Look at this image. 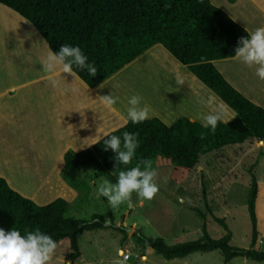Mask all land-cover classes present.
Wrapping results in <instances>:
<instances>
[{
    "label": "trees",
    "instance_id": "trees-1",
    "mask_svg": "<svg viewBox=\"0 0 264 264\" xmlns=\"http://www.w3.org/2000/svg\"><path fill=\"white\" fill-rule=\"evenodd\" d=\"M0 3L29 20L53 52H58L62 44L80 47L88 58L87 63L97 68V74L90 76L86 69L75 67L74 71L90 86L99 84L159 41L236 112L228 124L218 122L214 132L185 115L170 124L158 116H150L139 124L128 120L108 132L121 140L125 132L136 134L138 147L128 165H116L115 153L105 150L107 137L102 136L93 142L98 143L79 150L67 149L63 154L61 176L78 191H90L89 180L79 176L82 172L92 171L96 177L103 176L115 184L119 171L136 166L143 170L144 162L151 165L155 156L168 158L179 167L192 168L200 156L211 149L242 143L248 138L263 140L264 107L235 89L212 62L213 58L234 56L240 39L247 38L248 32L212 0H0ZM257 193L258 182L251 173L247 211L252 245L259 235ZM202 196L211 210L205 185ZM193 210L201 218L199 237L168 243L162 236L135 230L132 238L139 245L140 255L148 248L165 258L218 249L224 263L236 256L264 259V248L232 245L225 219L212 211L214 220L222 225L225 233L219 238L211 237L205 212L200 206H194ZM67 211L68 201L64 197L56 196L39 204L13 189L0 176V228L16 229L22 235L39 229L56 242L68 238L69 250L64 253V259L72 264H78L74 261L80 254L78 235L84 230L110 227L123 234L122 241L127 234L128 227L116 224L110 212L93 213L86 219L68 215Z\"/></svg>",
    "mask_w": 264,
    "mask_h": 264
},
{
    "label": "crops",
    "instance_id": "crops-1",
    "mask_svg": "<svg viewBox=\"0 0 264 264\" xmlns=\"http://www.w3.org/2000/svg\"><path fill=\"white\" fill-rule=\"evenodd\" d=\"M212 2L248 32L264 27V0ZM25 27L13 15L0 16V176L13 189L39 204L52 200L58 193L50 190L46 169H43L45 175L27 171L25 164L37 165L33 164L35 155L20 148L57 141L61 145L62 160L60 168H56L59 174L65 150L90 146L128 121V101L133 95L141 98V107L150 109L149 117L158 116L168 124L180 115L202 122L200 117L212 110L207 104L210 98L213 106L226 105V120L236 115L159 41L95 86L87 84L79 75V79L73 81L72 76L64 73L62 77H55L56 83H53L42 67L48 49H52L36 27L33 26V30ZM25 31L35 43L24 36ZM34 33L41 39L34 37ZM212 62L235 89L264 107V80L256 75V66L248 67L233 56L213 58ZM125 70L127 73L122 75ZM178 76L184 80L182 86L176 83ZM148 79L149 82H143ZM111 94L117 98L113 110L98 100L100 96ZM208 162L202 158L196 165ZM31 179L43 183L31 185L28 182Z\"/></svg>",
    "mask_w": 264,
    "mask_h": 264
},
{
    "label": "rangeland",
    "instance_id": "rangeland-1",
    "mask_svg": "<svg viewBox=\"0 0 264 264\" xmlns=\"http://www.w3.org/2000/svg\"><path fill=\"white\" fill-rule=\"evenodd\" d=\"M13 13L5 5L0 4V16L13 15L24 26L29 29L34 28L25 18ZM27 33L25 31L24 36L29 40L30 36ZM34 35L41 37L35 33ZM31 42L35 43L32 40ZM149 81L148 79L143 82ZM30 146L20 148L26 153L35 155L33 164L37 163V165L25 164L27 171L42 175H45L43 169L49 172L48 186L51 191L67 199L68 215L87 219L93 213L110 212L116 224L128 227L123 241V234L110 227L84 230L78 235L80 254L74 259L78 264H264V259L258 261L244 256L233 257L229 262L224 263L218 249L192 251L184 256L165 258L154 249L148 248L141 256L139 245L132 238V232L135 230H140L144 234L162 236L168 243L197 238L202 234L201 218L193 208L200 206L206 214V228L211 237L219 238L225 233L222 225L214 220L213 213L225 219L231 231L232 245L262 250L264 248V182L262 181L264 138L263 140L249 138L240 144L211 149L199 159V161L202 158L205 161L209 160L208 164L195 165L192 168L179 167L168 158L155 156L151 167L157 172L155 182L159 191L154 199L140 202L133 193L130 202H124L116 208L111 207L105 197L98 195L97 189L104 180H107L105 177H96L92 171L79 173V176H84L90 183V191L84 192L70 186L62 178L61 172L56 173V168L59 169L62 165L61 145L57 141L49 140V143L41 142ZM218 154L222 156L219 157ZM251 173L258 182L256 214L259 235L254 245L251 242V222L247 211ZM28 182L31 185L43 183L34 179ZM203 185L206 187L211 210L205 205L202 196ZM68 243V238L57 241L51 264H65L66 261L72 264V261L64 259V253L69 250Z\"/></svg>",
    "mask_w": 264,
    "mask_h": 264
},
{
    "label": "clouds",
    "instance_id": "clouds-1",
    "mask_svg": "<svg viewBox=\"0 0 264 264\" xmlns=\"http://www.w3.org/2000/svg\"><path fill=\"white\" fill-rule=\"evenodd\" d=\"M239 44L233 58L248 67L256 66V75L264 80V27H258L254 31L248 32V37H242ZM87 60V56L84 55L80 47L62 44L58 52L48 49L42 67L49 73V79L53 83H56L55 77H62V73L72 76L75 81L79 79V76L74 71V67L81 70L86 69L90 76L97 74V68L93 64L87 63ZM176 83L182 86L184 80L178 76ZM98 100L109 110H113L117 103V98L112 94L100 96ZM140 101L141 98L138 95H133L128 101L127 120L133 124H139L149 118L150 109L147 106L141 107ZM207 104L212 110L200 117L204 128L210 127L214 132L218 122L228 124L230 120L225 119L227 116L226 105L220 103L213 106L214 101L211 98ZM103 137H107L104 139L105 150L110 149L115 153L116 165L130 164L138 147L136 134L125 132L122 140L121 137L110 133H105ZM144 163L143 170L136 166L119 171L115 184L104 180L97 189L98 195L105 197L113 208L124 202H130L133 193L141 202L154 199L159 191L155 182L157 172L148 162ZM56 248L57 242L39 229L22 235L16 229L5 231L0 228V264H51Z\"/></svg>",
    "mask_w": 264,
    "mask_h": 264
},
{
    "label": "water",
    "instance_id": "water-1",
    "mask_svg": "<svg viewBox=\"0 0 264 264\" xmlns=\"http://www.w3.org/2000/svg\"><path fill=\"white\" fill-rule=\"evenodd\" d=\"M65 264H69V261H66V263Z\"/></svg>",
    "mask_w": 264,
    "mask_h": 264
},
{
    "label": "built area",
    "instance_id": "built-area-1",
    "mask_svg": "<svg viewBox=\"0 0 264 264\" xmlns=\"http://www.w3.org/2000/svg\"><path fill=\"white\" fill-rule=\"evenodd\" d=\"M262 181L264 182V179H262Z\"/></svg>",
    "mask_w": 264,
    "mask_h": 264
}]
</instances>
